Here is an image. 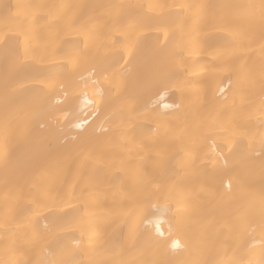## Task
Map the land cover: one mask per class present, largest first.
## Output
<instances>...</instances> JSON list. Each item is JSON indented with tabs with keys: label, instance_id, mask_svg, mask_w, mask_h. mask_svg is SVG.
Returning a JSON list of instances; mask_svg holds the SVG:
<instances>
[{
	"label": "bare ground",
	"instance_id": "obj_1",
	"mask_svg": "<svg viewBox=\"0 0 264 264\" xmlns=\"http://www.w3.org/2000/svg\"><path fill=\"white\" fill-rule=\"evenodd\" d=\"M0 264H264V0H0Z\"/></svg>",
	"mask_w": 264,
	"mask_h": 264
},
{
	"label": "snow or ice",
	"instance_id": "obj_2",
	"mask_svg": "<svg viewBox=\"0 0 264 264\" xmlns=\"http://www.w3.org/2000/svg\"><path fill=\"white\" fill-rule=\"evenodd\" d=\"M175 246V245H174Z\"/></svg>",
	"mask_w": 264,
	"mask_h": 264
}]
</instances>
